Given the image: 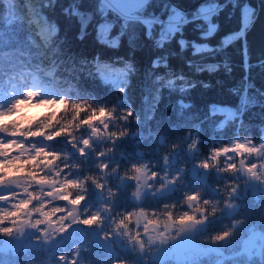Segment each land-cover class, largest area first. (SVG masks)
Masks as SVG:
<instances>
[{"label": "trees", "instance_id": "1", "mask_svg": "<svg viewBox=\"0 0 264 264\" xmlns=\"http://www.w3.org/2000/svg\"><path fill=\"white\" fill-rule=\"evenodd\" d=\"M198 1L148 0L141 11L164 19L150 31L142 19L127 17L103 0H0V105L8 107L19 92L18 78H26L39 94L36 100L46 102L49 117L28 125V109L20 105L15 134L0 130V144L16 142L0 148V169L23 178L45 175L50 185L57 179L47 188L52 196L33 180L28 193L15 187L0 208H12L34 192L40 200L33 203L43 201L46 211L65 209L55 214L54 224L70 225L57 233L49 230L50 243L33 235L28 247L16 244L18 223L13 225L10 235L0 234V264H183L173 245L170 256L157 257L155 252L169 245L143 227L150 221L158 226L175 221L183 228L192 223L184 216L192 210L185 201L196 192L201 199L218 200L223 211L209 217L206 227L198 226L195 240L208 251L191 264H264V242L262 251L245 249L246 236L264 232V190L238 182L242 157L232 148V138L241 134L264 152V0L204 1L218 2L212 14H205L209 9H201L203 3L193 7ZM178 7L186 15L174 20ZM249 7L253 19L246 25ZM107 23L105 37L101 30ZM108 71L121 77L107 79ZM217 105L232 106L233 113ZM101 110L112 118L97 135L90 128L94 117L104 116ZM28 132L40 135H24ZM105 133L115 136L105 141ZM41 148L60 159L41 164ZM32 158L35 164L26 163ZM146 163L161 190L139 200L135 180L146 175L141 170ZM260 173L264 178V169ZM0 176L9 175L0 170ZM69 181L76 186L67 187ZM239 185L242 193L235 195ZM76 194L86 199L76 204ZM73 208L80 211L79 226L67 220ZM144 213L147 217L140 218ZM92 217L99 219L83 222ZM45 226L40 232L48 230ZM228 228L234 229L231 236ZM215 232L227 238L212 242ZM128 242L135 248L123 245Z\"/></svg>", "mask_w": 264, "mask_h": 264}, {"label": "rangeland", "instance_id": "2", "mask_svg": "<svg viewBox=\"0 0 264 264\" xmlns=\"http://www.w3.org/2000/svg\"><path fill=\"white\" fill-rule=\"evenodd\" d=\"M110 2L111 3H103V4L105 6H111L113 8L116 7L117 9H119L123 13H137L144 20L149 19L148 21H150V20L153 21L154 19H158L159 22L162 23V21H161L162 18H159V16H154V15L147 16L144 11H141L142 8L148 2V0H110ZM217 4H218L217 1L205 2V3H203L201 5V9H203V10H208L209 9L207 12H205V14H211V13H214L215 11H217V9L219 8V7L216 8ZM38 7L39 6H37V9H39ZM212 7H215V8H212ZM250 9L251 8L249 7L247 13L245 14V24L246 25L249 24L252 21V19H253L252 15H249V14H251L250 11H249ZM39 11L41 12V9H39ZM185 15H186V11L184 9L178 7V8H176L174 10L171 18H174V20L175 19L179 20L181 18L183 19V17ZM34 18H37V17L35 16ZM168 22L172 23L173 19L168 20ZM154 23H158V22L155 21ZM169 25L171 26L172 29H177L179 27L178 24H169ZM110 27H111V24H109V23H107L106 25H104L102 27L101 33L103 31V35L105 37L108 36ZM152 27H153L152 25L151 26L149 25L150 31H152ZM212 28H214V24L212 25ZM41 31H44L45 33L48 32L46 27H42ZM162 32H163L164 35L168 34V30H167V26L166 25L163 26ZM105 76H106L107 79H112L115 76V73L109 74V72H106ZM18 85L21 88H20V91L18 92V94L16 95V97L23 96L25 99H28V92L26 90H32L33 88H30L29 83L25 82V80L22 79L21 77L18 78ZM60 98H62V97H59L57 99H60ZM226 107H227L226 105H217L216 106L217 109H224L226 111H229V112L233 113L234 109H233L232 106L231 107L229 106L230 107L229 109H226ZM5 108H7V107H5ZM111 118H112V114H106V115L102 116V121L104 122L105 125L106 124L108 125V122L111 121ZM90 131L93 134L96 132V127L94 126V124L91 125ZM132 134H137V132L134 131ZM116 137H113V139H116ZM244 140L245 141H243V140L240 141V144L236 146V150L239 151L240 157H242V160L243 159L247 160V163L253 168L254 171H258V172H260V170L263 171L264 167H263L262 163H264V152L263 151L260 152L253 144H251V142L249 140H247V139H244ZM259 146H260V144H259ZM195 153L196 152H191V154H193V155ZM197 157L198 156H196V158ZM199 160H200V158L196 159L195 162L198 163ZM113 162H116V161L115 160H111L108 163H113ZM209 164H210V162L208 163V166L205 167L204 170H203V172L205 174L204 178H206V177L208 178V173H209V171L211 169V166H209ZM105 165L106 164H104V166ZM144 165H145V167L141 168V170L143 172H145L146 175H143L142 178H136V180H135V182L137 181V187L136 188H138L137 192L139 193V196L137 197V195H135V197H136V199H139V200L142 198L143 194L145 195L146 193H149V191L152 192L155 188L158 189V191L160 189L158 187V179L157 180L153 179L151 177L152 175H150L151 173L148 172V170H149L147 168L148 164L146 163ZM198 174L200 176H202L201 172H199ZM44 178H45V175H42V179L41 180L35 179V183L36 184L40 183L41 186L44 187V184H46L45 181H47V184L49 182V179L43 180ZM238 178H240L238 180V182H240V183H242V181L244 183H246V181H247L246 178L243 179L239 174H238ZM28 179H29V183H28ZM33 179L34 178L29 177V176H28V178L27 177L23 178L22 175L16 176V172L15 173L12 172V174L7 177L6 184H7V186L10 189H12L14 187H19V188L24 190L25 188L28 189V186H27L28 184H29V187L31 186V182H33ZM55 181L57 182V179H54L52 181L53 185H56ZM53 185H50V182H49V186H46V188H44V189H46V192H45L46 194H47V188L51 187ZM6 190L7 189L1 190L0 191V196H4L5 194H7ZM53 190L56 191V188H53ZM236 190L237 191H235L234 194L235 195H239V194L242 193L241 191L243 190V187L241 185H239L236 188ZM262 190H264V181L261 184L260 192H262ZM73 209H75V208H73ZM204 214L205 213H202V215H204ZM197 215L200 216L199 213ZM141 217H145L146 218L147 216L144 213V214L140 215V218ZM70 222L73 223V224H71V226H79L81 224L80 217H78L76 220L70 221ZM208 223H209V219H208L207 222L199 224V227L200 228L206 227L208 225ZM144 224L145 223L142 221L141 225L143 226ZM189 224H190L189 222H186L185 224L183 223V225H184V228H183V227H181L182 224H179L178 222H175V221H172L171 223H167V224L160 225V226H158V224L156 222L152 223L150 221V223H146V226L143 227V230L146 231V230L149 229V232H150L149 235L151 237H153V238H155L157 236V242H159L158 238L160 237L161 241H162V244L164 243L166 245H169V247H167V248L163 245V248L161 249L160 252L159 251L155 252V254L157 253L156 256L160 257L162 259L164 257L166 258V257L171 255L170 246L173 245L172 246V247H174L173 252L178 249L177 248L178 247L177 246V241L179 243L180 239L183 236L182 234H184L185 231H186V227L190 226ZM151 225L155 226L157 228L152 230V229H150V227H152ZM47 226H48V230H43V231L39 232L38 236H42L44 239L46 238L47 242L50 243L51 242V238L48 236L47 232L49 230L51 231L52 229H54L55 233H57L61 228H60V226H58V224L57 225L56 224H52L51 226H49V225H47ZM47 226H45L44 228H46ZM39 227H40V230H41L42 227L41 226H39ZM152 228H154V227H152ZM161 228H163V231L160 232ZM15 234L18 236V234L16 232H15ZM31 237H33V236H31ZM119 237H120V234L117 235V239H119ZM262 238L259 240L258 244L255 245V247H249L248 246V236H246L245 237V241H246L245 249L251 251V248H254L253 249L254 251H255V249H258V251H262L263 242H264V232H263V237ZM102 241L104 242V244L106 246L108 245L111 248L115 247V244H112V242L110 240H106V239L103 238ZM30 243H31V238L28 239L27 241H25L22 244V246L24 245V247H28ZM12 245L15 246V244H13V243H12ZM123 245L125 247H127V248H130V249H134L135 248V245L133 244V242H128L126 244L124 243ZM204 249H206V250H204ZM177 251H179V250H177ZM206 251H208L207 247L205 246V244H203V242H200L199 239H198V241L194 240L193 247H190V248L186 249V251H184V252H180L179 251L178 254L180 255L179 259H180V261L182 260L183 264H191V261H192L193 258L196 259L201 253L206 252Z\"/></svg>", "mask_w": 264, "mask_h": 264}, {"label": "clouds", "instance_id": "3", "mask_svg": "<svg viewBox=\"0 0 264 264\" xmlns=\"http://www.w3.org/2000/svg\"><path fill=\"white\" fill-rule=\"evenodd\" d=\"M207 87V85H206ZM28 92V99H25L23 96L16 97L11 100L8 107L5 108L3 105H0V130L2 131H12L15 134V124L19 120V112L23 111L20 108V105H24L25 108L28 109L25 112V116L28 117L27 123L28 125L35 124L37 121H47L49 117L47 116V110L45 107L46 102H38L36 97L39 95L38 93L32 90H26ZM121 92H126L127 89H120ZM129 114H131V109L127 110ZM11 126V127H10ZM40 135V133L28 132L24 133V135ZM58 135V133H57ZM49 139H54V137L50 136ZM15 141H12L8 144H0V148H11ZM18 147H23V145H17ZM40 152L44 153V160H41V164L53 165L56 161L60 159V154L52 151H45V149L41 148ZM48 157H53V159H48ZM26 163H36V158H32L30 161H26ZM8 172V175H11V169H0ZM24 171V169H21ZM7 180L6 176H0V184L5 183ZM75 185V181L67 182V187H73ZM24 191L28 193V189L25 188ZM58 192H63L64 189H57ZM133 194L139 196L138 192H134ZM47 195L52 196L53 193L49 192ZM8 196H0V201L8 200ZM60 199L68 200L70 199L67 195H62ZM86 199L84 194H76L74 203L79 204L82 203ZM40 198L33 192L29 193L26 199H23L19 202V204H14L12 208H0V234L10 235L14 230L13 225L19 223L21 226L28 225L31 228H37L41 225L47 224L51 226L56 223L54 220V216L56 213L64 212L65 209L63 207H52L49 210H45L44 202L40 201L39 203H33V201H39ZM195 201L198 206L193 207L192 203ZM189 203V207L192 209L189 212H185L184 215L193 223V225H199L201 223H205L208 221L209 217H215L218 212H222L223 208L219 206L220 202L218 200L211 199H201L200 192H196L190 194L187 201ZM225 204L228 203L227 200L224 201ZM198 213H205L204 215L198 216ZM71 215V213H68ZM131 217H127L130 219ZM61 220L66 219V217H61ZM123 222V221H122ZM155 223V221H153ZM235 224H240L241 220L234 221ZM125 226H127L125 224ZM67 227L70 225H65L60 230L65 231ZM228 236H231L234 232V229L228 228L225 230ZM223 232H215L210 237L212 242H220L222 239H225Z\"/></svg>", "mask_w": 264, "mask_h": 264}, {"label": "water", "instance_id": "4", "mask_svg": "<svg viewBox=\"0 0 264 264\" xmlns=\"http://www.w3.org/2000/svg\"><path fill=\"white\" fill-rule=\"evenodd\" d=\"M206 0H199L193 7H198L201 3H203ZM239 173L241 176L246 177L248 176V182L247 186L250 188L259 189L261 184V177L259 173L253 172L252 168L247 164L246 160H241L240 167H239ZM6 187V184H3L0 186V188ZM78 216V211H74L70 215V219L74 220ZM38 228H31L28 225H19V232L21 234V240L19 242H22L28 238V236L36 231ZM198 226L192 225L189 227L188 231L182 236L178 243V248L181 252L185 251L186 249L190 248L192 246L194 237L197 233ZM262 235L261 230H256L250 235V244L254 245L258 238Z\"/></svg>", "mask_w": 264, "mask_h": 264}, {"label": "snow or ice", "instance_id": "5", "mask_svg": "<svg viewBox=\"0 0 264 264\" xmlns=\"http://www.w3.org/2000/svg\"><path fill=\"white\" fill-rule=\"evenodd\" d=\"M104 114H105L104 111L101 110V115H104ZM98 219H99L98 217H92L91 219L84 220L83 222L85 224H92V223H94Z\"/></svg>", "mask_w": 264, "mask_h": 264}, {"label": "bare ground", "instance_id": "6", "mask_svg": "<svg viewBox=\"0 0 264 264\" xmlns=\"http://www.w3.org/2000/svg\"><path fill=\"white\" fill-rule=\"evenodd\" d=\"M191 8H192V7H191ZM191 8H190V9H191ZM148 20H149V19H146L145 22H147L149 25H152V24L154 23V21H152V20L148 21ZM157 22H159V20H157ZM240 162H241V161H240ZM240 162H239V163H240Z\"/></svg>", "mask_w": 264, "mask_h": 264}]
</instances>
